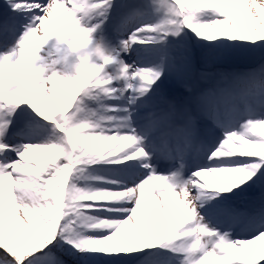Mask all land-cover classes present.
<instances>
[{"label": "snow or ice", "instance_id": "snow-or-ice-1", "mask_svg": "<svg viewBox=\"0 0 264 264\" xmlns=\"http://www.w3.org/2000/svg\"><path fill=\"white\" fill-rule=\"evenodd\" d=\"M0 264H264V0H3Z\"/></svg>", "mask_w": 264, "mask_h": 264}, {"label": "rangeland", "instance_id": "rangeland-1", "mask_svg": "<svg viewBox=\"0 0 264 264\" xmlns=\"http://www.w3.org/2000/svg\"><path fill=\"white\" fill-rule=\"evenodd\" d=\"M2 5H3V0H0V6H2ZM202 70H205V71L211 72L212 70L215 71V68L208 67V68H205V69H202ZM214 71H213V72H214ZM169 87H172V86L170 85ZM177 90H180V89H176V91H177ZM125 150H126V149H125Z\"/></svg>", "mask_w": 264, "mask_h": 264}, {"label": "bare ground", "instance_id": "bare-ground-1", "mask_svg": "<svg viewBox=\"0 0 264 264\" xmlns=\"http://www.w3.org/2000/svg\"><path fill=\"white\" fill-rule=\"evenodd\" d=\"M181 92H182V90L177 91L178 94L181 93Z\"/></svg>", "mask_w": 264, "mask_h": 264}]
</instances>
